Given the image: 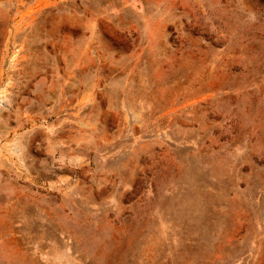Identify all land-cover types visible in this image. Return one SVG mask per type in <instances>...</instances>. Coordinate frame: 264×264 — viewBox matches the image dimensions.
Returning <instances> with one entry per match:
<instances>
[{
  "label": "rangeland",
  "instance_id": "374dc122",
  "mask_svg": "<svg viewBox=\"0 0 264 264\" xmlns=\"http://www.w3.org/2000/svg\"><path fill=\"white\" fill-rule=\"evenodd\" d=\"M0 264H264V0H0Z\"/></svg>",
  "mask_w": 264,
  "mask_h": 264
}]
</instances>
